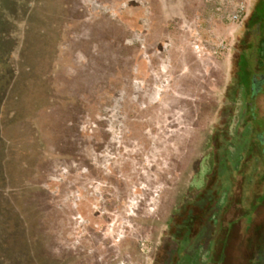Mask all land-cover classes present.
<instances>
[{
  "label": "rangeland",
  "instance_id": "1",
  "mask_svg": "<svg viewBox=\"0 0 264 264\" xmlns=\"http://www.w3.org/2000/svg\"><path fill=\"white\" fill-rule=\"evenodd\" d=\"M17 1H0V137L35 264H154L170 214L215 162L206 242L179 264H264V21L248 20L264 0H149L158 27L179 8L210 24V82L189 51L182 74L178 52L176 99L160 91L145 0Z\"/></svg>",
  "mask_w": 264,
  "mask_h": 264
},
{
  "label": "trees",
  "instance_id": "2",
  "mask_svg": "<svg viewBox=\"0 0 264 264\" xmlns=\"http://www.w3.org/2000/svg\"><path fill=\"white\" fill-rule=\"evenodd\" d=\"M0 1L2 2V0ZM12 1L14 2V0H4L9 5ZM24 1L20 0L17 3L19 2L22 5ZM29 2L31 3L32 0H29ZM29 9L28 5L25 15H27ZM248 20L249 22L264 21V3L262 1L255 4ZM8 24L7 17L5 15L1 16L0 13V27ZM239 56L243 61L246 59L245 52L239 53ZM15 70L13 78L19 75V69ZM241 73V77H246L245 71ZM243 79L241 78L240 83ZM246 84V88L249 89L251 86L248 83ZM5 90L6 87L1 85L0 108L3 104V92ZM237 91L238 89L235 92ZM224 95L222 100L230 96L229 92ZM219 113L223 114L221 109ZM3 142L4 138L0 137V264H35L25 220L18 205L13 202L8 192L9 187L5 170L6 152L4 146H2ZM212 144H215V142ZM214 167V170L207 174L203 187L186 193L185 197L170 214L159 238L154 264H179L183 260L188 262L191 255L198 257L199 249L204 246L208 236L206 234L208 226L210 227L212 224L209 217L216 213L217 199L222 192L216 173V170H219L216 162ZM200 214L201 216L205 214L206 218H202Z\"/></svg>",
  "mask_w": 264,
  "mask_h": 264
},
{
  "label": "crops",
  "instance_id": "3",
  "mask_svg": "<svg viewBox=\"0 0 264 264\" xmlns=\"http://www.w3.org/2000/svg\"><path fill=\"white\" fill-rule=\"evenodd\" d=\"M144 4L145 17L143 21L145 22V27L143 29L145 35L150 36L156 30L159 31L153 45L155 54H162L164 63L163 66H165L162 70L165 72L164 75H166V77H163L162 82H160V91L162 92V95L166 94L167 91H170V85L172 83L174 73V69H172V62H174V57H176L178 52H180V54L177 61L182 63L180 68L182 74L186 75L187 73H191L194 69L192 67V63L190 62L191 64H189V62H187V57L184 55L187 51H189L193 58L195 57L194 61L199 64V80H208L210 77V60L207 64L202 63H204L203 61L207 60V58L210 59V52L206 50L208 49L206 46H210V24L204 26L200 23L198 18H194L192 20L191 18L188 19L186 14L183 13L182 10H179L181 8H177L178 10L176 11L179 16L177 17L178 19H172L169 17V19H166L163 22L161 21L159 23L160 26L158 27L156 22H152V11L149 5V0H145ZM203 35L205 39L206 36H208V40H204ZM168 62L170 64H168ZM176 88H178V84L176 85ZM173 91L171 90L169 95H171L173 99H176L181 91H178V89Z\"/></svg>",
  "mask_w": 264,
  "mask_h": 264
},
{
  "label": "built area",
  "instance_id": "4",
  "mask_svg": "<svg viewBox=\"0 0 264 264\" xmlns=\"http://www.w3.org/2000/svg\"><path fill=\"white\" fill-rule=\"evenodd\" d=\"M239 8H241V7H239ZM235 9L234 11H232L231 13H230V19L231 20H233V21H236V20H238L239 19V17H240V13H241V9Z\"/></svg>",
  "mask_w": 264,
  "mask_h": 264
}]
</instances>
